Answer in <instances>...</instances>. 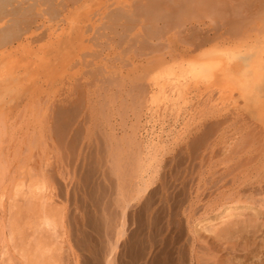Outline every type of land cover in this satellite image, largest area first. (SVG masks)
Masks as SVG:
<instances>
[{"label": "rangeland", "instance_id": "374dc122", "mask_svg": "<svg viewBox=\"0 0 264 264\" xmlns=\"http://www.w3.org/2000/svg\"><path fill=\"white\" fill-rule=\"evenodd\" d=\"M7 1H8V3L10 2V0H6V1L4 0L3 1L5 7L2 8L3 11H6V12H3V11L1 12V10H0V31H2L3 28L5 29V31L7 30L8 31L7 33H9V36L11 39L10 40L9 37H7V36L5 37V35L3 33V35H4V36L2 35L3 38L5 37V40L7 38L6 41L4 40L5 43L4 42L3 43L4 44L7 43V44L5 46H4V44H0L2 46V47L0 46V61H1L0 62V126H1V129H3L2 125H4L6 127V129H5L6 131L4 130L5 134L0 132V151H3V149H4L3 153L0 152V159L1 160L4 159L5 161H7L6 165H7V163L9 165V166L7 165L8 167L5 170L6 171L5 176L7 179H9L11 177L12 173L10 171L13 172V170H18V166L20 168V166H22V165H29L30 167L32 165L37 169L39 168V170L44 168L43 170L47 173L50 180H52L51 183L55 187L54 193L56 194L57 199L62 200V202L66 205L65 226H66L67 238H65V239H66L67 243L65 244L66 252L64 255L65 259L67 260L66 264H75L76 259L78 260V262L76 264H100V262H103V264H105L104 263V261H105L104 257H103L104 260H102L100 262H98L99 260L97 261L96 258L98 257L97 254L104 255L105 252L106 253L108 252V247H109L108 245L109 244H108L107 240H109L108 239L109 236H108V234H106L107 232L105 233V231L108 229L107 227L109 226V224L107 227H104V228L99 227V226H101L99 224L101 223L100 220H102V217H104V216L106 217L107 213L109 215L110 211L105 212V209L107 210V208L103 209L104 207L103 208L101 207L102 212H103V216H102L100 214L101 210L99 211V209H101V208H100V206L97 205L98 204L97 198L99 197L98 196L100 194L99 192H102V190L108 192V186L109 185H107V184L108 183L110 184L112 181H114V180H112V179H114V173L111 172V168L113 167L111 164L113 163V161H111V158H110L111 155L113 154V153L111 154V152H113V149H111L109 147L111 146L114 148V145L117 142H119V143H120V141L122 142V140H123L122 138H124V137L126 138L128 135H131V134H133V137H135V139L137 138L136 141L138 143L141 142V140H142V143L145 144V143H148L149 141L159 139V142L163 143L164 145L166 144L165 145L166 146L165 147L166 152H168V151H170V152H168V153L165 152V156H163L161 159H164V161H165L164 163H166V161L168 160L169 165H171L170 164V160H171V162L173 164L171 165L172 169L170 167V170H172V171L169 170L168 166H167V168L162 167L161 171H160L161 177H160L159 182L161 180L163 181L165 176L167 178V175H166L167 170H165V168L170 171L169 174L170 173L172 174L173 172L178 173L177 174L178 175L177 176V179H178L177 183L178 184H180V181L183 180L187 174L186 179H184V180H187L189 178L188 179L189 182L183 180L186 184L185 190L186 189L187 190L186 191L184 190L185 191L184 195L186 194L185 199H187V200H186V203L183 206L181 212H182V217L184 219L183 220V229L185 231V233H184L185 237L186 238L188 237L187 239L190 238L189 240L192 241L193 240V231L192 230L196 227L195 225H196L197 221L201 220L202 217L203 218L206 216L208 217L209 215L215 216L219 212L215 209L216 207L213 208V206H212L213 203L211 204V206H210V203L212 201L214 202V200H216L215 198H217L219 192L224 189L223 188V189L219 190L217 186H213V184H208V186H206L208 189L207 188L205 189V187H203L200 189V191L198 193L197 191H198V188L200 186V184H199L200 176L199 175H201V172H204L203 170H205V171L210 170V167H214L213 164L215 162H217L218 159H222L224 157V155L226 154L224 152L226 150H228V148H226V146L228 145V143H229V145L231 144L230 140H232L231 142H233L234 137L238 136L235 139L236 142L232 143L233 145H236V143H238V142H239L238 144H241L240 141L244 142L243 140L239 141L238 138L241 136L243 137V134L250 130V128H246L248 125V122H250L249 125L252 124V126L250 125V127H251V130H253L252 129V127L254 126L253 123L256 122L255 123L256 126L258 125V123H261L260 115H261V113L264 114V74H263L264 73V48H263L264 42H262V41H264V31H263L264 30V24L259 23L260 19L258 18L259 16H260V18H261V16H262V18L264 17L263 16L264 11L258 13L259 16H257V13H256L257 11L252 12V15L249 14L250 11L252 10L251 5H252V8L256 9L255 7L258 8L261 6H256V4H254V3L257 2L258 4L262 5L264 0L263 1L262 0H255V2H254V0H251L250 2L246 1V3H243L244 1L240 0L242 5L243 4H246V5L245 6L243 5L244 7L243 6L240 7L241 15H240V13H238L240 18L242 17L241 18L242 22L240 24H244L243 26L238 24V26L240 25L239 28H238L237 22H236V21L240 20L237 12H235L236 14H234V15L231 12V11H233V12L235 11L233 6H232V5L236 6L235 0H233L234 4L231 2L230 4L227 5V8L225 7L226 11H225V9L223 11L224 15H225L224 19H225L226 25L224 24L225 23L224 21L223 22L220 21V23L222 25H225L226 27L225 26L223 27L219 23L220 11L218 13H215L212 11V13L213 14L215 13L216 15L215 16L211 15L209 17L207 14H208V12H209V14L211 12H210V10L207 11L206 10L207 8L204 9L203 6H205V4H203V6H202L203 9L207 11V14H205V17L207 16V18L203 17L204 16L203 12H206V11L202 12L203 9H200L201 10L200 12H202V13H200L197 10V8L195 11H198L200 13L199 14L196 12V14L199 16V18L196 15H195L196 16V18H195L194 14H193V16H190L191 14H189V13H188L189 16H186L187 15L186 13L189 11L190 5L188 6V8H186L184 10V8L182 7V2H184V0H174L175 2H177V1L181 2V3L178 2V5H179L178 8L181 11L180 13H179V10L177 11L179 16L181 14L184 15L183 11H185V15H184L183 19H180L182 17V15H181V17H179V20H182L183 22H185V21L187 22V24L185 23V25L182 24L184 26H179V27L175 28L176 31H180L181 29H183L185 27L182 31V32L185 31L184 36L187 35V34H185L186 32L188 33L190 31L193 34H195L193 36H196V33L198 34V37L197 36L195 37L196 39H198L199 36L202 34L201 38L198 39V41L200 43L201 40L204 37H206V35H209V37H210V35L212 36V35H214L213 33L217 32V31L214 32L213 31L214 29H211L213 33L208 31V34H207V32H205L204 30H209L211 27L214 26V25H212L213 21H215V23H216L217 22L216 20H218V23L220 25L218 23H216L217 25L216 24L215 25L217 26L216 29L220 28V30H218L219 32H218V34L216 33L217 35H215V37L213 36L214 39L215 40L217 39V40L216 41L214 40L212 43H210L211 41H208V39L206 40L207 37L204 38L206 40L205 43H207L206 45L204 44V47L206 46L209 48V46L211 47L216 42L217 43L220 42L219 45L221 46L225 42L226 44H224L225 47H224V45L222 46L223 48H226L230 52H233V51H234V53H235V51H237V52H236V56H234V58L232 59V62L230 64V67L233 69L234 74L232 75L231 85H229V87L226 89L225 94L223 95L224 98L220 103L222 106L220 108L221 112L218 110L220 105H218L219 103H217L218 102L217 98L215 99V97L219 96L218 95L219 92H217L219 90L218 86L208 87L207 84L205 85V83H202L200 86H192V88H191L192 91L190 90V93L188 94V101L186 104H183V107L186 110L183 108V109L176 110L177 112H175L174 109H171V111L173 110L172 113L170 112V110H168V112H167V110H164V107H165L164 102L161 103V107H159L157 109V111L153 112L147 108V106H149V103L145 104L146 100L148 102V99H146V97H145L146 95H144L145 94L144 92L147 91V89L145 87L149 86V88H148L149 90L147 91L148 92L147 94L149 96V92L151 90V81L149 80L150 79L149 74H151L153 67H155L156 63L159 62L160 59L163 58V57L161 58V56H166V57L170 58L171 57L170 55H173V54H174V56L175 55L178 56L177 55L178 53H176V52H179V55L185 54L187 47L192 48L194 46V44L190 43L191 45H189V44L187 45L186 43H184L185 44L184 45L181 42V41H184L183 40L184 37L181 35L183 33L180 31L181 33L178 32L180 37H179V35L174 36L175 30L173 31L172 29H170L169 31L165 30V33L164 32L162 33L163 36H161V39H159V40L151 39L152 40L151 41L147 37L148 36L147 32L149 33V31L146 30L147 29L146 25L143 24L142 22L145 20L146 21L148 20L147 17L150 15V13H147L146 10L151 8V4L154 2V0H149V1L139 0L140 3L137 2L138 4L135 3L136 0H118V1L117 0H79V2H78V0H75V1L74 0H71V1L70 0H63V1L61 0L62 2L60 0L57 2L55 0H54L55 2H52L51 0H46V1L45 0H38V1L37 0H15L14 1L13 0V1H11V4H5V2L7 3ZM43 1L45 3L41 4L40 2H43ZM72 1H73V3H71ZM133 1H134V4H132ZM150 1H152V2H150ZM238 1L239 0H237V3H239ZM3 2H1V3L3 4ZM36 2H37V5H35ZM162 2H163V6H165V5L166 6H172L173 5L172 1L168 2L167 0H165V1L162 0ZM251 2H254V3L252 4ZM52 3H54V4H52ZM249 3H251V4L248 5ZM55 4H56V6L53 7L52 10L57 8V7L59 8V10L57 8L56 9L57 11L54 12V10L53 11L50 10V6L52 7V5H55ZM63 4H64V7H63ZM65 4H67L69 6H67V5L65 6ZM148 4H150L149 5L150 7L148 6ZM195 4H197V2L193 3L191 8H193L194 7L193 5H195ZM33 5H35V6H33ZM132 5H134V6H132ZM175 5H177V4L175 3ZM140 6H142L141 10L142 9H143V11L145 10L144 13L147 15V17H146L143 14L145 16V20H144V16H141L142 15L141 12H143V11L140 12ZM180 6L183 8V11H182V8ZM197 6L200 7L199 4ZM230 6L233 8L232 10H231ZM246 6H248L246 9H248V11L250 10L248 13L246 12V9L245 10L242 9V8H245ZM263 6L264 5H262V7ZM66 7H67V9H66ZM143 7H145L146 9H144ZM64 8H65V10H64ZM0 9H1V7H0ZM121 9H128V10L132 9V10H129V12L127 10L126 11L123 10V12H124L123 13ZM137 9H139V10H137ZM187 9H188V11H187ZM258 9L257 10L260 11L261 8H258ZM44 10L45 11L48 10V12H50V13H48L46 15ZM63 10L66 12H64ZM110 11L112 12V15H110L111 19H108L109 18L108 15H109ZM134 11H136V13L140 12L141 23L143 25H145V26H141V28L145 27L144 30H146L147 32L146 33L144 31L143 32L147 36L144 35L143 32H140V34H139V31H141L143 29H140L139 24H141V23L138 21L139 19L137 20L138 22L136 21L138 26L135 23L134 19L137 17L139 18V14L137 13L138 16L136 17V13ZM192 11H193V9H192ZM51 12H52V15H49V14H51ZM56 12H57V14H56ZM121 12H122V14H121ZM131 12L134 14V15H132V17L134 18L133 20H129L130 19L129 17L131 16L130 15ZM148 12H149V10H148ZM167 12H169V11H167ZM225 12L229 13V15H231V16L228 17L229 15L227 14L228 15L227 16L225 14ZM244 12H246V13H244ZM2 13H3V15H2ZM40 13H43L42 17H40V15H39ZM118 13H120L121 16L124 15L125 13H127V15L129 14L128 15L129 17L127 15H126L127 17L124 15L123 17H126L127 19L126 18L123 19V17H121L120 14H118ZM254 13H255V15H253ZM261 13L263 15H261ZM113 14H114V17H116V18H113ZM243 14H244V16H242ZM248 14L250 16H252L253 18H251V17L249 18ZM235 15L238 17V19H236ZM246 15H247L248 19L246 18ZM213 16H214V18L216 16H218V17H216V19H213ZM226 17H228L229 19H231V17H233V20L227 19L230 22L229 23L226 21ZM243 17H245V18H243ZM51 18H53V19H51ZM117 18L118 19L122 18L123 20L121 19L119 22V20ZM187 18L191 19L192 21L191 20H190V22L187 21ZM34 19H36V20H34ZM97 19H98V21H96ZM197 19H198V21H195ZM65 20H67V22ZM106 20H107V22H106ZM114 20L115 21L118 20V21L115 22ZM124 20L130 22L129 26H131V27H129L128 24H126L127 22ZM257 20H258V22H257ZM22 21H23V23H22ZM104 21H105V23H107V25L104 24V26H103L102 23H104ZM132 21H134V23H135V25H134V27H136L135 29H134V27L132 28V26L134 24ZM19 22H20V24H19ZM42 22H43V24H42ZM123 22L126 25H124ZM181 22H179V23H181ZM233 22H235V23H233ZM239 22L240 21H238V23ZM12 23H14V24L12 25ZM32 23H34L35 25ZM100 23L102 24L103 27L101 26ZM110 23L111 24L114 23L116 28H115L114 24L111 26ZM131 23H133V24H131ZM28 24H29V26L27 27L26 25H28ZM190 24H192V26ZM230 24H232V25H230ZM234 24H236L235 25V28H237L236 31L241 30L239 33L238 32L236 33L235 37L239 38V36L242 37V35H244L246 37H243V38L240 37L242 40L241 39H237V40L232 39V38H234L233 32H232L233 35L230 33V35H232V37H230V38H229L230 35L227 36L228 34L225 33V37L228 38V39L226 38V40H224L225 37L224 38L220 37L224 34V32L226 30H228L230 28L232 29L234 27ZM262 24H263V27L261 28ZM9 25L13 26L12 27L13 29H11V26H9ZM40 25H41V28L38 27ZM149 25L150 24H148V27L150 28ZM229 25H230V27H228ZM23 26H24V29H23ZM34 26H36L37 29ZM89 26H90V28H89ZM94 26H96V27L94 28ZM97 26H99V27L101 26L102 28L101 27L98 28ZM124 26H128V27H124ZM193 26L194 27L196 26L198 29L196 27H195L196 28L195 29ZM219 26H221V27H219ZM138 27L140 30L138 29ZM255 27L257 28V30ZM27 28L29 29V31L27 30ZM96 28H98V30ZM103 28H104V30H102ZM110 28H112V29H110ZM126 28L128 29V31H126L127 30ZM21 29H23V31ZM94 29H96V30H94ZM123 29L125 30V34L127 33L128 36L126 39L123 36L124 41L123 42L121 41L122 44H120L121 42L117 41V40L122 39L118 35H120V34L123 35V32H124ZM129 29H133V30H131V32H130ZM13 30H14V33H16V34H17V31L20 33L22 32L21 34L18 33V34H20L21 37L18 36V34H17V36L15 34L13 36H16V37H14L15 39L13 40V38H11V35H10L11 33H13ZM120 30H122L123 32ZM5 31H3V32H5ZM9 31L10 32L12 31V32L10 33ZM199 31L205 32L206 34H204V33L200 34ZM101 32H103L104 34H107V33L108 34L107 35L103 34L104 36L101 37ZM220 32H222L223 34ZM229 32H230V30H229ZM258 32H260V34ZM7 33H5V34H7ZM257 33H258L259 37H258V35L256 37L254 36ZM1 34H2V32L0 33V37H1ZM115 34H117L116 37H115ZM164 34H165V36H164ZM247 34H249V35H247ZM218 35H220L219 36L220 39H218V37H216ZM133 36H137V38H135V37L133 38ZM247 36H248V38H247ZM251 36H252V38H251ZM260 36L262 38H260ZM112 37H115V38H112ZM118 37H119V39H118ZM140 37L144 38L143 41L146 40L145 43L141 40L142 38L140 39ZM188 37L190 39L191 36L187 35V37L185 36V39H187ZM3 38H0V39L3 40ZM195 38L193 37L191 40H193V39L196 40ZM134 39L136 40V42ZM137 39H138L139 43H138ZM147 39H148V41H147ZM189 39H187V40H189ZM211 39H212V37H211ZM35 40L38 42H36ZM238 40L241 42H239ZM133 41H134V43H133ZM237 41H238V43H237ZM244 41H247L249 44L247 42H245L246 44H244ZM10 42H12V43H10ZM193 42L195 43V41H193ZM202 42H204V40H202ZM208 42H209V44H208ZM234 42H236L239 45L235 44ZM96 43H99V45ZM146 43H151V45L146 44ZM162 43H164V44H162ZM94 44L96 47L94 46ZM127 44H128V46H127ZM153 44H157L158 46L162 44L164 46V49L161 48L162 52H159V50L154 48V47H156V45L154 47L152 46ZM166 44H168V45H166ZM197 44L198 43L196 42L195 45H197ZM242 44L245 46H243ZM105 45L108 46L109 48L106 47ZM146 45H148V46L146 47ZM169 45H170V47H168ZM227 45L230 46V49L228 48ZM234 45H235L236 50H234L235 49ZM236 45L238 46V48ZM119 46H121V47L119 48ZM133 46H134V48H133ZM150 46H151V50L153 49L152 51L155 50V52H157V54L155 55L156 58L153 54L151 56L152 51H150ZM180 46L182 48L183 47L184 48L182 49ZM127 47H129V48L127 49ZM165 47H166V49L168 48L167 52L165 51L166 50ZM172 47H174V49ZM239 47L240 48L242 47V49H240ZM145 48H149V49H145ZM169 48H170V51H169ZM205 48H203V49H205ZM257 48L259 49V52H258ZM122 49H123V51H122ZM141 49L146 50V51H143V50L141 51ZM184 49H185V51H184ZM130 50H131V52H130ZM136 50H137V52H136ZM138 50H140V51H138ZM148 50L150 52H148ZM171 50H173V51H171ZM240 50H242L241 52L243 55H241ZM254 50L255 51L257 50V51L255 52ZM244 51H245V53H244ZM249 51L251 52V54H249L250 53ZM168 52L170 55L168 54ZM170 52H172L173 54ZM252 52L255 54H253ZM135 53H137V56L135 55ZM160 53H162V54H160ZM165 53H167L168 56ZM257 53L259 55H257ZM245 54L248 57V59H246L247 57H244ZM255 55L258 56L256 59H255ZM152 59H154L155 61L152 62V64H151V63H149V61H151ZM89 60H90V62H89ZM256 60H259V62L258 61L256 62ZM252 61H254V62L252 63ZM88 62L90 64H88ZM147 63H149V65H146ZM87 64H88V66H87ZM102 65H104V66H102ZM97 67L99 68L98 70H97ZM255 67H256L257 71L254 69ZM103 68H105L107 72H104L105 70ZM142 70L147 71V73L144 72L143 75L147 74L148 76L147 75L143 76L141 74V72L143 73ZM247 70H251V71L247 72V74H246ZM95 71L97 74H94ZM98 74H99V76H96ZM103 75H104V77H103ZM247 77L250 79H254L251 83L250 88H246L245 83H243V81H242L244 78H247ZM77 78H79L80 81ZM144 80L147 83H148V81H150L149 82L150 85H148L146 82H145L146 84L144 85ZM87 83H89V84H87ZM208 88L210 90L212 89V91L210 92ZM213 88H215L214 91H213ZM216 89H217V91H216ZM207 91H209L210 95L213 94L212 92L216 91L217 95L216 96L212 95L213 96L212 97L208 94ZM77 92H79V93H77ZM216 92L214 94H216ZM234 93L236 95H233ZM205 94H206V97L204 96ZM143 95L145 98L143 97ZM148 96H147V98H148ZM202 96H204L205 98H207V96H210V98H212V101L209 97L208 98L210 100L209 99L206 100ZM142 97L144 99H146L145 102H143ZM199 99H201V100H199ZM202 99L204 100V102L202 101ZM229 99L231 100V103H230ZM81 100H83V101L81 102ZM191 100H192V103H191ZM205 100L207 102H210V103L212 102V105L215 102L214 105H218V106L213 107L211 104L209 106V103H207ZM200 101L202 102V104H204L203 106H205V108L202 106ZM225 101H227L228 103H225ZM76 102L77 103L79 102L80 104L79 103L75 104ZM44 103H45V105H44ZM198 103H200V104H198ZM206 103L208 104V107H210V108H208L206 106L207 105ZM229 103L231 104L232 107L230 106ZM49 105H51V106H49ZM143 105H145L146 108ZM224 105L226 107H223ZM59 106L60 107L63 106V107L60 108ZM211 106H212V108H211ZM202 107H203V109H202ZM235 107H238V108H236V110H235ZM108 108H109V110H108ZM160 108H161V111H160L161 113H159ZM225 108H226V110L227 109L228 110L226 111ZM232 108L236 112L234 110H232ZM210 109H211L210 112L208 111V112L204 113L205 110L207 111ZM215 109H217V110H215ZM224 110L227 113L223 116V114L225 113ZM231 110L237 114H238V112H241V115H242V113H243V115L247 114V116L249 115V117L244 115L246 117L238 124V122L243 117L241 116V118H239L240 120H238V122H237V118L240 115V113H239V115H236L233 112L231 113ZM178 111H179V113H178ZM182 111H184V112H182ZM213 111L214 112L219 111V112L214 113ZM150 112H151V114H150ZM173 112L175 114H173ZM176 113H177V115H176ZM204 114H206V116H204ZM210 114H212L211 115L212 117L215 116L214 117L215 119L217 117L218 118L221 117L220 119L217 118L218 122H219L218 123L216 120L217 125L218 124L221 125V122H222L221 119H223V121H225V119L227 117H228V119L230 118L229 119L230 121L227 120L224 123L225 125L222 124L221 126L217 127L215 120L211 119L212 117L210 116ZM228 114L230 117L227 116ZM232 115H233V117H231ZM152 116H154L155 118ZM206 117H208V118H206ZM246 118H248L249 120L253 119L254 122L253 121L251 122L248 119L246 121ZM105 120H106V122H105ZM220 120H221V122H220ZM54 121H55V123H54ZM213 122H215V123H213ZM234 122H237V124L239 126L236 123H235L236 126H234ZM245 122H247V123L245 124ZM242 123H243V125H242ZM122 124L125 126L123 127ZM244 124L246 125V127H244V128L247 129V131L245 129H243ZM56 125H58V126H56ZM73 125L74 126L77 125V126L73 127ZM69 126L71 128H69ZM233 127L236 129L238 127H240V128H238L237 129L238 131H237ZM239 129L240 130L242 129L243 132H242V130L240 131ZM203 130L207 133H205ZM210 131H212V133ZM235 131L237 132L238 135L236 134ZM2 132H3V130H2ZM82 132H83V134H82ZM254 132H255V130H254ZM28 133H29V135H28ZM134 133L136 136H134ZM182 133H184V135ZM125 134L126 135L128 134V135L124 136ZM179 134L181 137L179 136ZM247 134L245 133L244 137H246ZM77 135H79L80 137ZM16 136H17V138H16ZM64 136H65V138H64ZM72 136L73 137L76 136V137L73 138ZM4 137H5V139H4ZM109 137L111 138V140ZM113 137L115 140L113 139ZM118 137H119L120 141H116V138L118 140ZM157 137H158V139H157ZM244 137L242 139H244ZM32 138L34 140H32ZM66 138L67 139L73 138V139L72 140H66ZM239 139H241V138H239ZM58 140L60 143L58 142ZM73 140H75V141H73ZM162 140L164 142H162ZM3 141H5V142L3 143ZM64 141H66V144ZM67 141L68 142L73 141V143L71 142V144H70ZM114 142H116V143H114ZM197 142L201 143V144H198ZM31 143H33V144H31ZM67 143L69 145H67ZM225 143H226V145H225ZM214 144H215V146H214ZM62 145H63V147H62ZM72 145H74V146H72ZM84 145H85V147H84ZM167 145H168V147H167ZM68 146H70V148H68ZM212 146H214V147L212 148ZM218 146H219V148H218ZM223 146H225L226 149H223L224 148ZM33 147H35V148H33ZM66 147L69 149V151ZM73 147H74V149H73ZM75 147L77 148V150ZM24 148H28V149L25 150ZM15 150L17 151V153ZM27 150L29 151L28 153H26ZM75 150H76V152H75ZM108 150H111V152H109ZM211 150H213V151H211ZM216 151H218V152H216ZM228 151H227L226 155H228V153L230 152V151L229 152ZM69 152H70V154H69ZM2 154L4 157L2 156ZM75 154H77V155H75ZM103 154H104V156H103ZM216 154H218V155H216ZM179 155H180V157H179ZM213 155H214V158H211V157H213ZM193 156H194V159H193ZM22 157H24V158H22ZM94 157H95V159H93ZM71 158H75V159H71ZM24 159H26V160H24ZM109 159H110V161H109ZM176 159H177V161H176ZM210 159H212L213 161H210ZM92 160L94 161V163ZM178 161L182 162V163H179ZM23 162H24V164H23ZM47 163H49L50 165ZM181 164H183V165H181ZM47 165H48V167H47ZM101 166H103L102 167L103 171L101 169ZM176 166H178L180 168H178ZM223 166L222 167L218 166L217 169H216V167L214 168V170H218L217 174H220L221 172L224 171ZM50 167H53V168L51 169ZM109 167H111V168H109ZM197 167L199 168L198 170H197ZM207 168H208V170H207ZM99 169H101V170H99ZM200 170H201V172L198 175ZM250 170H252V169H249V173H250ZM99 171L100 172L102 171L103 174H104V172L110 173V174H107V173L106 174L108 176L110 175L112 177V179H110V178L108 179V177H104L105 178V180H104V178H101L102 172L99 173ZM192 171H193V173H192ZM49 172H50V174H49ZM164 172L166 174H164ZM254 172H256V171H254ZM175 173H173L174 175L172 174V176L176 178ZM260 173H262V171H260ZM180 174H181V176H180ZM207 174L211 176V174H209V173H207ZM254 174L255 173H253L252 175H254ZM54 175H55V177H54ZM100 175H101V177H100ZM192 175H193V177H192ZM162 176H164L163 179H161ZM210 176H208V177H210ZM99 177H100V179H99ZM180 177H181V179H180ZM106 178L109 181H107ZM228 179H232V177L230 176V178H228ZM87 180H88V182H87ZM99 180L103 181L104 183H102L101 181L99 183L98 182ZM110 180H111V182H110ZM93 181H95V182H93ZM191 182L192 183L194 182L193 185H191L192 184ZM105 183H107V184H105ZM98 184L99 185L105 184L107 186V188L105 187V185H103V186L100 185V187H99ZM209 185H211V186H209ZM259 185H262V186H259ZM187 186H189V187L187 188ZM191 186H192V188H191ZM247 186H249L250 188L248 187L249 188L248 189ZM83 187H85V188H83ZM101 187H103V188L101 189ZM110 187H111V184H110ZM98 188H99V191L97 190ZM254 189L256 191H259V192L261 191L260 192L261 194L257 193L256 191L254 192ZM244 190L242 191L244 193V195L246 194V196H249V195H251V192L252 193L254 192L253 195H255V194L257 195V196H255L256 199H259V198L262 199V197H264V182L263 183H255L254 185L247 183V185L244 187ZM211 191L213 193H211ZM247 191H249V192H247ZM187 192H189V193L187 194ZM192 192H193V194H192ZM199 194H200V197L198 199L197 196ZM94 195H97V196H94ZM106 197L107 198L110 197L109 199H111L110 195L105 194V198ZM107 198L105 200L106 201L108 200V202H109L110 200ZM193 200H197L199 202H197V204L193 207L194 210L192 208L193 211H191V212L194 213V211H195V214H193V213L190 214L189 211L187 212V210H189V208L192 204L191 201H193ZM95 203H97V204L94 205ZM106 203L104 204L105 207L109 206V205H107L108 203L107 204ZM208 205L210 206V209H209ZM97 206H98V209H97L98 211H96ZM207 207L209 210L206 209ZM108 210H109V208H108ZM184 211H185V213H184ZM98 212H99V214H97ZM198 212H200V213H198ZM188 214L190 215L189 217H188ZM0 215L3 219L4 214L0 212ZM191 215L195 216L194 218H196V221L194 220V218L192 220ZM98 217H100L101 219L98 220L99 219ZM187 217L190 219L191 224L188 223L190 221L188 220ZM200 217H201V219H200ZM108 218L109 217H107L106 219H108ZM106 219L104 218L102 220L103 222H104V220L106 221L105 224L107 222H109V220H106ZM136 221H134V222H136ZM203 222H202V224H205L208 221H203ZM97 224H98V226H97ZM101 224H104V223H101ZM97 227H99V228H97ZM198 227L197 228L200 229L201 225ZM200 233L202 234L203 237H205V239L208 240V242H210L209 244H211V245L214 244L213 237H210L211 234H209L208 232H205L203 230ZM103 235H106L107 239L105 237L104 238L105 240L103 238L101 240V237ZM262 237L264 238V227H263V233L260 232L259 237L256 240L258 245L261 244V243H259V242H261L259 240V238L261 239ZM99 241H101V242H99ZM103 241H104V243H103ZM226 245L227 244L222 243V245L220 246L221 248L220 247L218 248L217 254L219 257H221V258H223V256L224 257H230L232 255V253H235L238 256H240L242 254L241 251H239V252L233 251L231 248L224 249ZM100 247H102V250ZM100 251H102L103 254ZM98 259H99V257H98ZM194 262L192 264H194Z\"/></svg>", "mask_w": 264, "mask_h": 264}, {"label": "bare ground", "instance_id": "6f19581e", "mask_svg": "<svg viewBox=\"0 0 264 264\" xmlns=\"http://www.w3.org/2000/svg\"><path fill=\"white\" fill-rule=\"evenodd\" d=\"M4 0H0V3L3 2ZM6 1V0H5ZM11 1L13 0H10V2L7 3L5 2V4H11ZM15 1V0H14ZM38 1V0H37ZM46 1V0H45ZM52 2H57L59 0H51ZM61 1V0H60ZM63 1V0H62ZM61 1V2H62ZM71 1V0H70ZM75 1V0H74ZM118 1V0H117ZM146 1H149V0H146ZM160 0H154V2L151 4V8H149V12L148 10H146L147 13H150V15L147 17V15L144 13L145 10L143 11V9L141 10V7L140 6V12H137L139 14V18L137 17L138 14L136 13V11H134L136 13V17L137 18H133L132 15H134L132 12H131V16L129 17L127 15V13H125L124 15L128 16L130 19L129 20H133L136 21L138 20L140 23H141V20H140V15L141 16H146L147 17V21L145 20V16H144V20L142 23L146 25V30L149 31V33L144 30V28H141V26H145L141 24L140 25V29H143L141 31H139V34L140 32H147V35H146L150 40L151 39H156V40H159L161 39V36L162 33L164 32L165 33V30L169 31L170 29H172L173 31L175 30V28L179 27V26H184L185 23L187 24V22H183L182 20H179V17H181V15L179 16L178 14V10H179V5H178V2L180 1H177L175 2L174 0H170V1H174L173 2V5L172 6H163V2L162 0L159 2ZM165 1V0H164ZM168 2H170L169 0H167ZM235 5H232L233 8H234V12H232V14H236L235 12L240 13L241 15V9L240 7L241 6H245L246 4H243L240 2V0L238 1L239 3H237V0H235ZM244 1V2H243ZM242 2L243 3H246V1H251V0H243ZM263 1V0H262ZM35 2V1H34ZM60 2V3H61ZM79 2V0H78ZM140 3L139 0L135 3ZM152 2V1H150ZM197 2V4L193 5L194 7H192V4ZM233 3L234 1L233 0H184V2H182V7L184 8V10L186 8H188V6L190 5L189 7V12L188 9H187V15L186 16H189V14H191L190 16H193L194 14V17L196 18V16H198L196 14L199 13L201 10L200 9H206L207 11L210 10V12L212 13L215 12V13H218L220 11V20H219V23L220 21H224L225 22V15H224V9L225 7L227 8V5L230 4V3ZM255 2V0H254ZM254 2H251L252 4ZM41 4L42 3H45L44 1L43 2H40ZM65 3V2H64ZM73 3V1L71 2ZM137 3V4H138ZM175 3L178 5H175ZM181 3V2H180ZM248 3V2H247ZM251 3H249L248 5H250ZM50 4V3H49ZM54 4V3H52ZM57 4V3H56ZM55 5H52V7L50 6V10L54 12L57 11L56 9L58 8H55L52 10L53 7L56 6ZM59 4V3H58ZM134 4V1L133 3ZM148 4V6L150 5ZM165 4V3H164ZM200 5L197 6V5ZM203 4H205V6H203ZM234 4V3H233ZM254 4H256V6H261V7H258V8H261L260 11H258L259 9L257 7H255L256 9L252 8V5H251V9L253 10H249L250 11V15H252V12H256L257 13V16H259L258 13L264 11V6L262 7V5H264V1H263V4L260 5L258 4L257 2H255ZM258 4V5H257ZM37 5V2L36 4ZM33 5V6H35ZM51 5V4H50ZM67 4H65L66 6ZM73 5V4H72ZM3 6V7H2ZM69 6V5H67ZM134 6V5H132ZM203 6V7H202ZM243 6V7H244ZM0 7H1V12L3 11L2 8H4V2L3 4L1 3L0 4ZM63 7H64V4H63ZM138 7V6H137ZM150 7V6H149ZM165 7V8H164ZM181 7V6H180ZM181 7V8H182ZM202 7V8H201ZM231 7V6H230ZM248 6H246L245 8H242L243 10H245ZM36 8V7H35ZM123 8V7H122ZM136 8V7H135ZM144 9H146L145 7H143ZM180 8V9H181ZM183 8H182V11H183ZM197 8V10L199 11H195ZM199 8V9H198ZM229 8V7H228ZM231 7V10L233 9ZM45 9V8H44ZM63 9V8H62ZM67 9V7H66ZM153 11H152V10ZM166 9V10H165ZM193 9V11H192ZM202 10L203 11H206V10ZM258 9V10H257ZM59 10V8H58ZM61 10V9H60ZM65 10V8H64ZM63 10V11H64ZM116 10V9H115ZM122 12L123 10L124 11H128L129 10H132V9H121ZM135 10V9H134ZM230 10V9H229ZM239 10V11H238ZM255 10V11H254ZM43 11V10H42ZM41 11V12H42ZM106 11V10H105ZM108 11V10H107ZM151 11V12H150ZM169 11V12H167ZM207 11L206 12H203L204 16L205 17V14H207ZM226 11V9H225ZM228 11V10H227ZM248 9H246V12L248 13L249 12ZM3 12H6V11H3ZM44 12L46 13V15L50 12L45 11ZM59 12V11H58ZM66 12V11H64ZM109 12V11H108ZM107 12V13H108ZM121 12V14H122ZM181 11L179 10V13ZM194 12V13H193ZM200 12V13H202ZM244 12V13H246ZM60 13V12H59ZM104 13V12H103ZM106 13V14H107ZM111 13V14H110ZM109 15H108V19H111L110 18V15H112V12L110 11ZM124 13V12H123ZM189 13V14H188ZM199 13V14H200ZM209 14L208 12V16L210 17L211 15H216L215 13L213 14ZM43 13H40V17H42ZM54 14V13H53ZM57 14V12H56ZM120 14V13H118ZM120 14V16H121ZM144 14V15H143ZM178 14V15H177ZM183 14L185 15V11H183ZM225 14L229 15V13H226ZM248 14V15H249ZM264 14V13H263ZM261 13V15H263ZM3 15V13H2ZM49 15H52V12L51 14ZM59 15V14H58ZM124 15H122L121 17H123ZM184 15H182V17L180 19H183ZM196 15V16H195ZM223 15V16H222ZM227 15V16H228ZM249 15V18H253L252 16ZM255 15V13L253 14ZM66 16V15H65ZM95 16V15H94ZM107 16V15H106ZM126 16V17H127ZM185 16V17H186ZM213 16V19H216V16L214 18ZM231 15H229L228 17H230ZM239 16V14H238ZM244 16V14L242 15ZM264 16V15H263ZM50 17V16H49ZM112 17V16H111ZM126 17H123V19H125ZM132 17V18H131ZM135 17V16H134ZM208 17V18H209ZM222 17V18H221ZM228 17H226V21L229 22L227 19H229ZM236 19H238V17L235 15ZM56 18V17H55ZM54 18V19H55ZM105 18V17H104ZM113 18H116L114 17V14H113ZM194 18V19H195ZM199 18V16H198ZM202 18V17H201ZM207 18V16L205 17ZM212 18V17H211ZM242 18V17H241ZM240 16H239V19L238 21H240L238 23L237 22V26L238 24H240L242 22ZM245 18V17H243ZM246 18L248 19L247 15H246ZM260 19V22L259 23H263L264 24V17L260 18V16L258 17ZM53 19V18H51ZM118 19V18H117ZM122 18H119V22ZM122 19V20H123ZM127 19V18H126ZM203 19V18H202ZM212 19V20H213ZM219 19V18H218ZM235 19V18H234ZM258 19V20H259ZM36 20V19H34ZM50 20V19H49ZM48 20V21H49ZM118 20H114L115 22H117ZM191 19H188L187 18V21L190 22ZM229 20H233V17H231V19ZM257 20V22H258ZM19 21V20H18ZM51 21V20H50ZM63 21V20H62ZM67 22V20H65ZM98 21V19L96 20ZM113 21V22H114ZM126 21V20H124ZM134 21H132L134 23ZM137 21V22H138ZM183 23H182V22ZM192 21V20H191ZM194 21V20H193ZM195 21H198L195 20ZM218 23V20H216ZM263 21V22H262ZM16 22V21H15ZM65 22V23H66ZM103 22V21H102ZM107 22V20H106ZM111 22V21H110ZM114 22V23H115ZM128 24V26L130 25V22L126 21ZM181 22V23H179ZM232 22V21H231ZM248 22V21H247ZM23 23V21H22ZM36 23V22H35ZM114 23H110V25L112 26ZM131 23V24H133ZM135 23L133 24L132 28L134 27ZM215 21H213V24L214 25L213 27H211L209 30H204L205 32H207L208 34V31H210L211 33L212 30L211 29H214L213 31H217L215 33H213L214 35H206V40L208 39V41H211L210 43H212L215 39V35L218 34V30H220V28L216 29V24ZM218 23V24H219ZM230 23V22H229ZM235 23V22H233ZM245 23V22H244ZM250 23V22H249ZM14 23H12L13 25ZM20 24V22H19ZM18 24V25H19ZM34 24V23H32ZM43 24V22H42ZM101 24V23H100ZM103 26L104 24L107 25V23H102ZM101 24V26H102ZM124 24V22H123ZM124 24V25H126ZM137 24V23H136ZM148 24H150V28L148 27ZM184 24V25H182ZM197 24V23H196ZM200 24V23H199ZM203 24V23H202ZM216 24V25H215ZM221 24V23H220ZM219 24V25H220ZM226 25V22L224 23ZM263 24L261 26V28L263 27ZM35 25V24H34ZM65 25V24H64ZM119 25V24H118ZM122 25V24H121ZM120 25V26H121ZM192 26V24H190ZM222 25V24H221ZM225 25H222L223 27ZM232 25V24H230ZM230 25L228 27H230ZM235 25L234 24V29L230 28L228 30H226L224 32V34L222 32L223 35L220 36H216L219 38L220 37H225V33L228 34L227 36L230 35V33L233 35L234 33V38L232 39H241L243 37H246L244 35L239 36V38L235 37L236 36V33L240 32V31H236L237 28H235ZM240 25H244V24H240ZM240 25L238 26V28L240 27ZM249 25V24H248ZM11 26V25H9ZM15 26V25H14ZM21 26V25H20ZM27 27L29 26L26 25ZM25 26V27H26ZM100 26V27H101ZM102 26V27H103ZM115 26V24H114ZM128 26H124V27H128ZM138 26V24H137ZM6 27V26H5ZM13 26H11V29ZM16 27V26H15ZM22 27V26H21ZM36 27V26H34ZM41 28V25L38 26ZM96 26H94L95 28ZM98 28H100L99 26H97ZM101 27V28H102ZM107 27V26H106ZM131 27V26H129ZM190 27V26H189ZM194 27V26H193ZM192 27V28H193ZM196 27V26H195ZM194 27V28H195ZM221 27V26H219ZM226 27V26H225ZM2 28V27H1ZM48 28V27H47ZM90 28V26H89ZM98 28H96L98 30ZM105 28V27H104ZM104 28L102 30H104ZM116 28V26H115ZM121 28V27H120ZM123 28V27H122ZM136 27H134L135 29ZM174 28V29H173ZM185 28V27H184ZM183 28V29H184ZM191 28V27H190ZM193 28V29H194ZM197 28V27H196ZM195 28V29H196ZM256 28V27H255ZM10 29V30H11ZM23 29H24V26H23ZM23 29H21L23 31ZM37 29V27H36ZM59 29V28H58ZM61 29V28H60ZM94 29V30H96ZM112 29V28H110ZM127 29V28H126ZM139 29V27H138ZM139 29V30H140ZM183 29H181L180 31L182 32ZM198 29V28H197ZM200 29V28H199ZM253 29V28H252ZM2 30V29H1ZM27 30L29 31V29L27 28ZM49 30V29H48ZM89 30V29H88ZM93 30V29H92ZM109 30V29H108ZM117 30V29H116ZM115 30V31H116ZM124 30V29H123ZM130 32L131 30L133 29H129ZM137 30V29H136ZM179 30V29H178ZM190 30V29H189ZM230 30V32H229ZM232 30V31H231ZM257 30V28H256ZM261 30V29H260ZM5 29L3 28L2 31H0V33L2 32L1 34V37L0 38H3V36L5 35V37H9L10 39V36H9V33H7L8 31L6 30L5 32ZM46 31V30H45ZM90 31V30H89ZM122 31V30H120ZM128 31V29L126 30ZM138 31V30H137ZM180 31H176L175 30V33H174V36L175 35H179V33H181ZM197 31V30H196ZM259 31V30H258ZM262 31V30H261ZM264 31V30H263ZM262 31V32H263ZM10 32V31H9ZM12 32V31H11ZM10 32V33H11ZM43 32V31H42ZM96 32V31H95ZM118 32V31H117ZM123 32V31H122ZM179 32V33H178ZM185 32V31H184ZM184 32H182L183 34H181L183 37H184V41H181L183 44L186 43L187 45H191L192 43L194 44V46L192 48H188L187 47V50L185 51V54H180L179 55V52H176L178 53L177 55L178 56H174V54L172 52L173 55H170L169 52L168 54L171 56L170 58L166 57V56H161L162 59H160L159 62L156 63L155 67H153V70L151 72L150 75V81H151V90L149 92V96H148V88L149 86H146L145 88L147 89L146 92H144L146 95V99H148V102L146 99H144V95H143V102H145L146 100V103H149V106H147V108L151 111H157V109L159 107H161V103L164 102L165 104V107H164V110H170V112L172 113L171 109H174L175 112H177L176 110H179V109H183V104H186L187 101H188V94L190 93V90L192 88V86H200L202 83H205V85L207 84L208 87H213V86H218V91L216 89L217 92H219V96L218 97H215V99L217 98V103H219L218 105L219 106V111L221 110L220 108L222 107L221 106V101L223 100V95L225 94V91L226 89L229 87V85H231V81H232V75L234 74V71L233 69L230 67V64L232 62V59L234 58V56H236V52L234 53L233 52H230L229 50H227L226 48H223L222 46L224 44H226L225 42L220 46V42H214L215 44H213L211 47L209 46L208 47H204V44L206 45L207 43L206 40L203 38L202 40H204V42H201L199 43L198 39L201 38V33H204L206 34L205 32H200L199 33L201 34L199 36L198 39H196L195 37L197 36L198 37V34L196 33V36H193L195 34H193L192 32H186L185 34H187L188 36H191L190 39L189 37L187 39H185V36L187 37V35L184 36ZM233 32V33H232ZM256 32V31H255ZM4 33V35H3ZM7 33V34H5ZM13 33H14V30H13ZM11 33V38H13V40L15 39L14 37L17 36L18 32L17 31V34L16 33ZM22 33V32H21ZM20 33V34H21ZM98 33V32H97ZM116 33V32H115ZM119 33V32H118ZM168 33V32H167ZM192 33V34H191ZM217 33V34H216ZM260 34V32H258ZM257 34H255L254 36L256 37ZM16 36H13L15 35ZM20 34H18V36H20ZM46 34V33H45ZM103 32H101V37L104 36V35H107V34H104ZM110 34V33H109ZM127 34V33H126ZM125 34V30L123 32V35L120 34L118 36H120L122 39L121 40H117V41H124V37L125 39L127 38L128 34L126 35ZM138 34V33H137ZM3 35V36H2ZM98 35V34H97ZM122 35V36H121ZM232 35L229 36L232 37ZM249 35V34H247ZM263 35V34H262ZM261 35V36H262ZM44 36V35H43ZM60 36V35H59ZM93 36V35H92ZM100 36V35H99ZM117 36V34H115V37ZM124 36V37H123ZM165 36V34H164ZM197 40H191L193 37ZM214 36V37H213ZM238 36V35H237ZM260 36V38H262ZM5 37L3 38V40L0 39V44H4L5 41ZM21 37V36H20ZM39 37V36H38ZM98 37V36H97ZM100 37V38H101ZM115 37H112V38H115ZM137 38V36H133V38ZM139 37V36H138ZM180 37V35H179ZM212 37V39H211ZM241 37V38H240ZM250 37V36H249ZM259 37V35H258ZM37 38V37H36ZM44 38V37H43ZM99 38V39H100ZM108 38V37H107ZM142 38V39H141ZM163 38V37H162ZM227 37H225L224 40H226ZM248 38V36H247ZM252 38V36H251ZM42 39V38H41ZM110 39V38H109ZM119 39V37H118ZM131 39V38H130ZM140 39L143 41L144 38L143 37H140ZM146 39V38H145ZM228 39V38H227ZM5 40V41H4ZM11 40V39H10ZM97 40V39H96ZM132 40V39H131ZM135 40V39H134ZM140 40V41H141ZM217 40V39H216ZM215 40V41H216ZM242 40V39H241ZM246 40V39H245ZM260 40V39H259ZM24 41V40H23ZM36 41V40H35ZM138 41V39H137ZM146 41V40H145ZM145 41H143L145 43ZM148 41V39H147ZM152 41V40H151ZM195 41V43L197 42L198 44L195 45V43L193 42ZM239 41V40H238ZM237 41V43H238ZM248 41V40H247ZM247 41H244V44H246L245 42ZM252 41V40H251ZM262 41V40H261ZM4 42V43H3ZM13 42V41H12ZM10 42V43H12ZM38 42V41H36ZM122 42L120 44H122ZM132 42V41H131ZM136 42V40H135ZM241 42V41H239ZM243 42V41H242ZM249 42V41H248ZM247 42V43H248ZM264 42V41H262ZM107 43V42H106ZM130 43V42H129ZM134 43V41H133ZM132 43V44H133ZM139 43V41H138ZM191 43V44H190ZM231 43V42H230ZM235 44H237L236 42H234ZM7 44V43H6ZM4 44V46L6 45ZM99 45V43H96ZM119 44V45H120ZM146 44H150L151 43H146ZM159 44V43H158ZM164 44V43H162ZM161 44V45H162ZM209 44V42H208ZM249 44V43H248ZM247 44V45H248ZM251 44V43H250ZM254 44V43H253ZM12 45V44H11ZM108 45V44H107ZM156 45V47H154ZM161 45H157V44H153L152 46L154 48H156L157 50H159V52H162L161 51V48L164 49V46L162 47ZM168 45V44H166ZM165 45V46H166ZM171 45V44H170ZM170 45L168 47H170ZM185 45V44H184ZM239 45V44H237ZM236 45V46H237ZM243 45V44H242ZM252 45V44H251ZM264 45V43H263ZM262 45V46H263ZM1 46V45H0ZM95 46V44H94ZM101 46V45H100ZM103 46V45H102ZM106 46V45H105ZM117 46V45H116ZM128 46V44H127ZM148 45H146L147 47ZM158 46V47H157ZM161 46V47H160ZM208 46V45H207ZM228 46V45H227ZM232 46V45H231ZM245 46V45H243ZM242 46V47H243ZM2 47V46H1ZM96 47V46H95ZM108 47V46H106ZM121 46H119L120 48ZM126 47V46H125ZM130 47V46H129ZM127 47V49L129 48ZM141 47V46H140ZM181 47V46H180ZM225 47V45H224ZM242 47L240 49H242ZM109 48V47H108ZM107 48V49H108ZM134 48V46H133ZM174 49V47H172ZM171 48V49H172ZM182 48V47H181ZM184 48V47H183ZM182 48V49H183ZM205 48V49H203ZM208 48V49H207ZM228 48L230 49V46H228ZM234 48H235V45H234ZM238 48V46H237ZM264 48V47H263ZM103 49V48H102ZM140 49V48H139ZM145 49H149V48H145ZM166 49V47H165ZM168 49V48H167ZM167 49L165 50L167 52ZM232 49V48H231ZM258 49V48H257ZM96 50V49H95ZM98 50V49H97ZM101 50V49H100ZM143 49H141L142 51ZM153 50V49H152ZM151 50V46H150V51ZM236 50V48L234 49ZM239 50V49H238ZM123 51V49H122ZM126 51V50H125ZM140 51V50H138ZM143 51H146V50H143ZM148 50V52H150ZM164 51V50H163ZM169 51H170V48H169ZM173 51V50H171ZM176 51V50H175ZM174 51V52H175ZM242 50H240V53L241 55ZM255 51V50H254ZM257 51V50H256ZM255 51V52H256ZM103 52V51H102ZM127 52V51H126ZM131 52V50H130ZM137 52V50H136ZM153 52V53H152ZM151 52V56L152 54L155 56L157 54V52L152 51ZM155 52V53H154ZM158 52V53H159ZM239 52V51H238ZM250 52V51H249ZM248 52V53H249ZM258 52H259V49H258ZM164 53V52H163ZM245 53V51H244ZM247 53V54H248ZM253 53V52H252ZM93 54V53H92ZM91 54V55H92ZM140 54V53H139ZM144 54V53H143ZM162 54V53H160ZM159 54V55H160ZM167 55V53H165ZM251 54V52L249 53ZM255 54V53H253ZM135 55L137 56V53H135ZM164 55V54H163ZM257 55H259L257 53ZM87 56V55H86ZM95 56V55H94ZM168 56V55H167ZM10 57V56H9ZM244 57H247L246 54ZM258 56L255 55V59L257 58ZM260 57V56H259ZM156 58V56H155ZM154 58V59H155ZM85 59V58H84ZM110 59V58H109ZM108 59V60H109ZM152 59L151 61H149V63L152 64V62H154L155 60ZM159 59V58H158ZM248 59V57L246 58ZM119 60V59H118ZM245 60V59H244ZM127 61V60H126ZM148 61V60H147ZM248 61V60H247ZM246 61V62H247ZM259 62V60H256V62ZM1 62V61H0ZM90 62V60H89ZM88 62V64H90ZM108 62V61H107ZM244 62V61H243ZM254 61H252L253 63ZM149 63H147L146 65H149ZM87 64V66H88ZM255 64V63H254ZM86 65V64H85ZM93 65V64H92ZM97 65V64H96ZM100 65V64H99ZM258 65V64H257ZM104 66V65H102ZM110 66V65H109ZM126 66V65H125ZM253 66V65H252ZM99 67V66H98ZM97 67V70L99 69ZM260 67V66H259ZM72 68V67H71ZM102 68V67H101ZM110 68V67H109ZM243 68V67H242ZM251 68V67H250ZM262 68V67H261ZM96 69V68H95ZM105 71L104 72H107L105 68H103ZM256 70V67L254 68ZM143 71V70H142ZM238 71V70H237ZM251 70H247L246 71V74L247 72H249ZM257 71V70H256ZM261 71V70H260ZM112 72V71H111ZM144 72L147 73V71H143V73L141 72V74L143 75ZM90 73V72H89ZM102 73V72H101ZM94 74H97L96 71L94 72ZM264 74V73H263ZM147 75V74H145ZM143 75V76H145ZM96 76H99L96 75ZM110 76V75H109ZM148 76V75H147ZM93 77V76H92ZM104 77V75H103ZM145 78V77H144ZM13 79V78H12ZM79 80V78H77ZM93 79V78H92ZM102 79V78H101ZM2 80V79H1ZM14 80V79H13ZM110 80V79H109ZM113 80V79H112ZM111 80V81H112ZM254 79H250V78H244L242 81L243 83H245V87L246 88H250L251 86V83ZM12 81V80H11ZM80 81V80H79ZM150 81H148V83L144 80V85L147 83L148 85H150ZM109 82V81H108ZM124 82V81H123ZM127 82V81H126ZM146 82V83H145ZM82 83V82H81ZM89 84V83H87ZM3 85V84H2ZM125 85V84H124ZM138 85V84H137ZM89 86V85H88ZM140 86V85H139ZM92 87V86H91ZM204 87V86H203ZM76 88V87H75ZM141 88V87H140ZM194 88V87H193ZM198 88V87H197ZM216 88V87H215ZM215 88H213V91L215 90ZM136 89V88H135ZM209 89V88H208ZM207 89V90H208ZM78 90V89H77ZM83 90V89H82ZM130 90V89H129ZM142 90V89H141ZM119 91V90H118ZM192 91V90H191ZM195 91V90H194ZM209 91L211 92L212 89ZM208 92V94L210 95V93ZM215 91V92H216ZM203 92V91H202ZM206 92V93H207ZM215 92H212L214 96L217 95V92L216 94H214ZM72 93V92H71ZM79 93V92H77ZM85 93V92H84ZM63 94V93H62ZM128 94V93H127ZM141 94V93H140ZM196 94V93H195ZM97 95V94H96ZM210 95V96H212ZM233 95H236L235 93ZM73 96V95H72ZM148 96V98H147ZM206 97V94L204 95ZM202 96V97H204ZM210 96H207V98L204 97V99H209ZM76 97V96H75ZM192 97V96H191ZM209 97V98H208ZM213 97V96H212ZM235 97V96H234ZM78 98V97H77ZM76 98V99H77ZM110 98V97H109ZM80 99V98H79ZM133 99V98H132ZM192 99V98H191ZM211 101H212V98H210ZM209 99V100H210ZM201 100V99H199ZM205 100V101H206ZM214 100V99H213ZM230 100V99H229ZM228 100V101H229ZM75 101V100H74ZM83 100H81L82 102ZM131 101V100H130ZM202 101L204 102V100L202 99ZM220 101V102H219ZM190 102V101H189ZM201 102V101H200ZM207 102V101H206ZM214 102V101H213ZM240 102V101H239ZM79 103V102H78ZM77 102L75 104H78ZM86 103V102H85ZM191 103H192V100H191ZM209 103V106L210 104L212 105V102H207ZM206 103V104H207ZM225 103H228L227 101H225ZM230 103H231V100H230ZM229 103V104H230ZM244 103V102H243ZM80 104V103H79ZM144 104V103H143ZM200 104V103H198ZM202 104V102H201ZM205 104V105H206ZM215 104V102H214ZM212 105L213 107H217L218 105ZM228 104V105H229ZM45 105V103H44ZM43 105V106H44ZM105 105V104H104ZM204 104H202L203 106ZM227 105V106H228ZM51 106V105H49ZM57 106V105H56ZM142 106V105H141ZM145 106V105H143ZM208 107V104L206 105ZM211 106V108H212ZM231 106V104H230ZM60 107V106H59ZM63 107V106H61ZM60 107V108H61ZM205 108V106H203ZM202 107V109H203ZM223 107H226L225 105ZM229 107V106H228ZM232 107V106H231ZM59 108V109H60ZM146 108V106H145ZM187 108V107H186ZM193 108V107H192ZM210 108V107H208ZM236 108L238 107H235V110ZM72 109V108H71ZM185 109V108H184ZM191 109V108H190ZM207 109V108H206ZM109 110V108H108ZM146 110V109H145ZM186 110V109H185ZM214 110V109H213ZM217 110V109H215ZM226 110V108H225ZM224 110V112H225ZM228 110V109H227ZM226 110V111H227ZM232 110H234L232 108ZM231 110V113L233 112ZM234 110V111H235ZM238 110V109H237ZM51 111V110H50ZM148 111V110H147ZM146 111V112H147ZM161 111V108L159 110V113ZM189 111V110H188ZM187 111V112H188ZM202 111V110H201ZM210 112V110H205V112ZM217 111V112H219ZM239 111V110H238ZM109 112V111H108ZM135 112V111H134ZM166 112V111H165ZM184 112V111H182ZM214 112V111H213ZM217 112H214V113H217ZM221 112V111H220ZM236 112V111H235ZM233 112L234 114L236 115H240L238 116L237 118V122L238 120H240L239 118H241V116L243 117L239 122L238 124L247 116V114H244L246 116L241 115V112H238L235 113ZM40 113V112H39ZM48 113V112H47ZM57 113V112H56ZM55 113V114H56ZM96 113V112H95ZM158 113V112H157ZM164 113V112H163ZM162 113V114H163ZM179 113V111H178ZM213 113V114H214ZM223 113V112H222ZM227 112H225L223 114V116L226 114ZM78 114V113H77ZM151 114V112H150ZM173 114H175L173 112ZM182 114V113H181ZM203 114V113H202ZM220 114V113H219ZM230 114V113H229ZM229 114L227 116H229ZM49 115V114H48ZM57 115V114H56ZM72 115V114H71ZM87 115V114H86ZM145 115V114H144ZM160 115V114H159ZM177 115V113H176ZM175 115V116H176ZM196 115V114H195ZM212 114H210L211 116ZM215 115V114H214ZM41 116V115H40ZM50 116V115H49ZM204 116H206V114H204ZM45 117V116H44ZM54 117V116H53ZM98 117V116H97ZM154 117V116H152ZM151 117V118H152ZM157 117V116H156ZM166 117V116H165ZM182 117V116H181ZM209 117V116H208ZM206 117V118H208ZM212 117V116H211ZM210 117V118H211ZM215 117V116H214ZM214 117H212L211 119L217 120L218 122V118L215 119ZM230 117V116H229ZM233 117V115L231 116ZM249 117V115L247 116ZM51 118V117H50ZM155 118V117H154ZM177 118V117H176ZM203 118V117H202ZM41 119V118H40ZM54 119V118H53ZM56 119V118H55ZM225 119V118H224ZM230 119V118H229ZM228 117L225 119V121L220 120L221 122V125H225L224 123L229 120ZM248 118H246V121H247ZM251 119V118H250ZM18 120V119H17ZM49 120V119H48ZM249 120V119H248ZM192 121V120H191ZM230 121V120H229ZM249 121H253L252 120H249ZM260 121L261 123H258V125L256 126L254 122V126L252 127L253 130H251V127L250 125L252 126V124L249 125L250 122H248V125L246 127V123L244 124L243 126V129H245L244 127L246 128H250L249 131H247V129H245L247 132H245L247 135L246 137H244L245 133L243 134V137L244 139H242L243 137H239L241 139L238 138V140H243L244 142L240 141L241 144H238L236 143V145H233L232 143H235V139L238 137L237 135V132H236V136L237 137H234V140L233 142H231L232 140H230V144L228 143V145L226 146V148H228V150H226L224 153L227 154V151L229 152L228 155H224V157L222 159H218L217 162H215L213 165L214 167H210V170H207L208 171H205L203 170L204 172H201V170L199 171L198 175L200 174L201 172V175L200 176V186L198 188V193L200 191L201 188L205 187V189L207 188L206 186H208V184H213V186H217L218 189H223L222 191L219 192L217 198H215L216 200H214V202L212 201L210 203V206L212 204L213 208H215L217 211H219L215 216H206V217H200L201 220H198L197 223H196V227L192 230L193 231V240L190 241L189 239H187L185 237V231L183 229V217H182V208L183 206L185 205L186 203V200L185 199V195H184V192L187 190H185L186 188V184L184 181H188L187 180H184L186 179V176L183 180L180 181V184L177 183L178 179H177V174L178 173H175L176 174V178L172 176V174L170 175L169 172L172 171L170 170V167L172 169V162L170 160V164L169 165V161L167 160L166 163H164V159H161L163 156H165V152H166V144L164 145L163 143L159 142V139L157 137L158 140H152V141H149L148 143H142V140L141 142H137V138L135 139V137H133V134L131 135H124V136H127L126 138H122V142L120 141L119 137H118V140L116 138V141H120L119 142H114L116 143L114 145V148L113 147H109L111 149H113V152H111V150H108L109 152H111V161H113V163L111 164L112 168H111V172L114 173V179H112V177L108 176L107 174H110V173H105L103 174V169L101 166V169H102V177L100 175L101 178H104V177H108V179H112L114 181L111 182L110 180V184H111V187H110V184L108 183H105L108 186V192L107 191H104L102 190V192H99L100 194L98 195L99 197L97 198L98 199V204L95 203L94 205H98L100 206V208L104 207L103 209L107 208V210L105 209V212H109V215L108 213L106 214V217H102V220L107 217H109L108 219L106 220H109V222H107L105 224V220L104 222L102 220H100L101 218L98 217L100 220L101 223H104V224H99L101 226L99 227H107L108 224L109 226L107 227L108 229L105 231L106 234H108V239L110 240H107L108 241V252L104 253V255H100V254H97L98 257L96 258L98 262L104 260L103 257L105 258V261L104 263L105 264H192L194 261V264H264V238L262 237L261 239L259 238V240L261 242L260 245H258L257 243V238L259 237V234L260 232L263 233V227H264V197H262V199H256L255 196H257L256 194L253 195V193L256 191L254 189V192L252 193L251 192V195L249 196H246V194L244 195V193L242 192L244 190V187L248 184H251V185H254L255 183H263L264 182V114L261 113L260 115ZM84 122V121H83ZM106 122V120H105ZM213 122V123H215ZM217 122H216V125H217ZM237 122H234V126H236ZM244 122V121H243ZM17 123V122H16ZM15 123V124H16ZM55 123V121H54ZM57 123V122H56ZM78 123V122H77ZM125 123V122H124ZM149 123V122H148ZM219 123V122H218ZM236 123V124H235ZM188 124V123H187ZM237 124V125H238ZM110 125V124H109ZM123 125V124H122ZM220 124L217 125L218 126H221ZM233 125V124H232ZM243 125V123H242ZM58 126V125H56ZM77 126V125H75ZM73 125V127H75ZM79 126V125H78ZM125 125H123L124 127ZM239 126V125H238ZM256 126V127H255ZM3 129H1V126H0V132L1 133H4V130L6 129V127L4 125H2ZM5 127V128H4ZM83 127V126H82ZM114 127V126H113ZM131 127V126H130ZM226 127V126H225ZM232 127V126H231ZM242 127V126H241ZM69 128H71L69 126ZM77 128V127H76ZM87 128V127H86ZM187 128V127H186ZM224 128V127H223ZM222 128V129H223ZM234 128V127H233ZM240 128V127H238ZM237 128V129H238ZM68 129V128H67ZM73 129V128H72ZM81 129V128H80ZM152 129V128H151ZM219 129V128H218ZM236 129V128H234ZM236 129V130H237ZM3 130V132H2ZM59 130V129H58ZM69 130V129H68ZM67 130V131H68ZM79 130V129H78ZM125 130V129H124ZM240 130V129H239ZM242 130V129H241ZM240 130V131H241ZM255 130V132H254ZM6 131V130H5ZM32 131V130H31ZM53 131V130H52ZM183 131V130H182ZM185 131V130H184ZM204 131V130H203ZM238 131V130H237ZM239 131V132H240ZM251 131V132H250ZM57 132V131H56ZM62 132V131H61ZM60 132V133H61ZM106 132V131H105ZM136 132V131H135ZM139 132V131H138ZM205 132V131H204ZM203 132V133H204ZM212 133V131H210ZM217 132V131H216ZM215 132V133H216ZM243 132V130H242ZM75 133V132H74ZM77 133V132H76ZM81 133V132H80ZM97 133V132H96ZM128 133V132H127ZM133 133V132H132ZM185 133V132H184ZM184 133H182L184 135ZM207 133V132H205ZM5 134V133H4ZM67 134V133H66ZM83 134V132H82ZM99 134V133H98ZM152 134V133H151ZM158 134V133H157ZM181 134V135H182ZM209 134V133H208ZM29 135V133H28ZM73 135V134H72ZM123 135V134H122ZM213 135V134H212ZM211 135V136H212ZM27 136V135H26ZM55 136V135H54ZM79 136V135H77ZM91 136V135H90ZM103 136V135H102ZM130 136V137H129ZM132 136V137H131ZM134 136L135 133H134ZM180 136V134H179ZM29 137V136H28ZM48 137V136H47ZM73 137V136H72ZM76 137V136H74ZM73 137V138H74ZM80 137V136H79ZM78 137V138H79ZM105 137V136H104ZM115 137V136H114ZM113 137V139H114ZM122 137V136H121ZM181 137V136H180ZM200 137V136H199ZM204 137V136H203ZM230 137V136H229ZM228 137V138H229ZM17 138V136H16ZM65 138V136H64ZM73 138H69L66 140H72ZM110 138V137H109ZM141 138V137H140ZM196 138V137H195ZM5 139V137H4ZM21 139V138H20ZM210 139V138H209ZM32 140H34L32 138ZM83 140V139H82ZM100 140V139H99ZM111 140V138H110ZM115 140V139H114ZM149 140V139H148ZM151 140V139H150ZM161 140V139H160ZM168 140V139H167ZM176 140V139H175ZM174 140V141H175ZM195 140V139H194ZM199 140V139H198ZM208 140V139H207ZM75 141V140H73ZM73 141H71L73 143ZM77 141V140H76ZM178 141V140H177ZM191 141V140H190ZM202 141V140H201ZM205 141V140H204ZM5 141H3L4 143ZM7 142V141H6ZM59 142V140H58ZM62 142V141H61ZM65 144H66V141H64ZM68 142V141H67ZM71 142L69 141L68 143L71 144ZM162 142H164L162 140ZM227 142V141H226ZM229 142V141H228ZM29 143V142H28ZM27 143V144H28ZM60 143V142H59ZM63 143V142H62ZM67 143V145H69ZM107 143V142H106ZM113 143V144H114ZM170 143V142H169ZM198 143V142H197ZM196 143V144H197ZM33 144V143H31ZM58 144V143H57ZM102 144V143H101ZM112 144V143H111ZM110 144V145H111ZM176 144V143H175ZM191 144V143H190ZM189 144V145H190ZM198 144H201V143H198ZM219 144V143H218ZM77 145V144H76ZM75 145V146H76ZM184 145V144H183ZM204 145V144H203ZM210 145V144H209ZM226 145V143H225ZM25 146V145H24ZM54 146V145H53ZM74 146V145H72ZM79 146V145H78ZM113 146V145H112ZM172 146V145H171ZM194 146V145H193ZM192 146V147H193ZM196 146V145H195ZM215 146V144H214ZM212 146V148L214 147ZM63 147V145H62ZM85 147V145H84ZM168 147V145H167ZM200 147V146H199ZM198 147V148H199ZM204 147V146H203ZM222 147V146H221ZM220 147V148H221ZM224 148L223 149H226L225 146H223ZM5 148V147H4ZM35 148V147H33ZM67 148V147H66ZM68 148H70V146H68ZM67 148V149H68ZM76 148V147H75ZM102 148V147H101ZM211 148V147H210ZM219 148V146H218ZM3 149V148H2ZM1 149V150H2ZM25 150L28 149V148H24ZM74 149V147H73ZM106 149V148H105ZM190 149V148H189ZM201 149V148H200ZM207 149V148H206ZM23 150V149H22ZM77 150V148H76ZM75 150V152H76ZM221 150V149H220ZM4 151V149H3ZM3 151H0L3 153ZM16 151V150H15ZM69 151V149H68ZM101 151V150H100ZM104 151V150H103ZM213 151V150H211ZM29 151L27 150L26 153H28ZM73 152V151H72ZM93 152V151H92ZM170 152V151H168ZM166 152V153H168ZM218 152V151H216ZM15 153V152H14ZM17 153V151H16ZM45 153V152H44ZM74 153V152H73ZM89 153V152H88ZM95 153V152H94ZM106 153V152H105ZM40 154V153H39ZM70 154V152H69ZM108 154V153H107ZM219 154V153H218ZM216 154V155H218ZM77 155V154H75ZM109 155V156H110ZM197 155V154H196ZM3 156V154H2ZM104 156V154H103ZM106 156V155H105ZM108 156V157H109ZM182 156V155H181ZM4 157V156H3ZM114 157V158H113ZM180 157V155H179ZM183 157V156H182ZM221 157V156H220ZM24 158V157H22ZM76 158V157H75ZM75 158H71V159H75ZM113 158V159H112ZM173 158V157H172ZM210 158V157H209ZM211 158H214V155L213 157ZM217 158V157H216ZM95 159V157L93 158ZM174 159V158H173ZM193 159H194V156H193ZM22 160V159H21ZM20 160V161H21ZM26 160V159H24ZM23 160V161H24ZM102 160V159H101ZM107 160V159H106ZM179 160V159H178ZM93 161V160H92ZM110 161V159H109ZM177 161V159H176ZM186 161V160H185ZM210 161H213L212 159H210ZM6 162L4 159H0V212L4 214V218L2 219L1 215H0V264H66L67 260L65 259V252H66V247H65V244L67 243L66 239L67 236H66V226H65V222H66V205L62 202V200H58L57 199V196L56 194L54 193V190H55V187L53 186V184L51 183L52 180H50V178L48 177L47 173L41 169L39 170V168H35L34 166L31 165V167L29 165H22L18 166V170H13L10 171L12 174H11V177L9 179L6 178L5 176V170L7 169V167L9 166L8 163L6 165ZM22 162V161H21ZM25 162V161H24ZM23 162V164H24ZM179 162V161H178ZM184 162V161H183ZM94 163V161H93ZM92 163V164H93ZM109 163V162H108ZM179 163H182V162H179ZM185 163V162H184ZM205 163V162H204ZM29 164V163H28ZM49 164V163H47ZM164 164V165H163ZM178 164V163H177ZM203 164V163H202ZM201 164V165H202ZM207 164V163H206ZM50 165V164H49ZM183 165V164H181ZM209 165V164H208ZM212 165V164H211ZM212 165V166H213ZM224 165V166H223ZM15 166V165H14ZM79 166V165H78ZM167 166L169 167V170L166 169ZM180 166V165H179ZM200 166V165H199ZM218 166L222 167L223 166V169L224 171L221 172L220 174H217L218 173V170H214V168L216 167V169L218 168ZM48 167V165H47ZM85 167V166H84ZM162 167H166L165 170H167V174L164 172V174L167 175V178L165 176H162L161 179H163V181L159 182L160 180V171H161V168ZM178 167V166H176ZM51 169L53 167H50ZM180 168V167H178ZM204 168V167H203ZM47 169V168H46ZM99 169V170H101ZM113 169V170H112ZM175 169V168H174ZM177 169V168H176ZM199 168L197 167V170ZM212 169V170H211ZM249 169H252L250 170V173H249ZM164 170V169H163ZM164 170V171H165ZM179 170V169H178ZM196 170V169H195ZM95 171V170H94ZM97 171V170H96ZM190 171V170H189ZM253 171V172H252ZM256 171V172H254ZM260 171H262V173H260ZM91 172V171H90ZM99 171V173H101ZM180 173V172H179ZM190 173V172H189ZM193 173V171H192ZM207 173L211 174L208 175ZM253 173H255L254 175H252ZM9 174V173H8ZM50 174V172H49ZM210 176V177H208ZM89 175V174H88ZM174 175V174H173ZM218 175V176H217ZM10 176V175H9ZM181 176V174H180ZM184 176V175H183ZM182 176V177H183ZM230 176L232 177V179H228L230 178ZM55 177V175H54ZM53 177V178H54ZM99 177V179H100ZM189 177V176H188ZM193 177V175H192ZM191 177V178H192ZM208 177V178H207ZM93 178V177H92ZM179 178V177H178ZM55 179V178H54ZM107 178L106 180L109 181ZM181 179V177H180ZM56 180V179H55ZM105 180V178H104ZM101 180H99L98 182L100 183ZM88 182V180H87ZM95 182V181H93ZM102 183H104L103 181H101ZM192 183V182H191ZM194 183V182H193ZM193 183L191 185H193ZM202 183V184H201ZM103 184V185H105ZM189 184V183H188ZM187 184V185H188ZM101 185V184H100ZM100 185L98 184V186L100 187ZM101 185V186H103ZM181 185V186H180ZM257 185V184H256ZM88 186V185H87ZM211 186V185H209ZM250 186V185H249ZM247 186V188L249 187ZM259 186H262V185H259ZM105 187L107 188V186L105 185ZM104 187V188H105ZM189 186H187L188 188ZM85 188V187H83ZM95 188V187H94ZM103 187H101L102 189ZM192 188V186H191ZM250 188V187H249ZM248 188V189H249ZM100 189V190H101ZM208 189V188H207ZM216 189V188H215ZM217 189V190H218ZM259 189V188H258ZM99 191V188L97 189ZM185 190V191H184ZM246 190V189H245ZM244 190V191H245ZM63 191V190H62ZM84 191V190H83ZM97 191V192H98ZM86 192V191H85ZM216 192V191H215ZM249 192V191H247ZM246 192V193H247ZM257 193H260L259 191H256ZM189 192H187L188 194ZM211 193H213L211 191ZM210 193V194H211ZM243 193V194H242ZM93 194V193H92ZM98 194V193H97ZM105 194L106 195H110L111 196V199H109L110 201L108 202V200L106 201L105 199ZM193 194V192H192ZM191 194V195H192ZM216 194V193H215ZM248 194V193H247ZM250 194V193H249ZM261 194V193H260ZM204 195V194H203ZM214 195V194H213ZM94 196H97V195H94ZM184 196V197H183ZM211 196V195H210ZM262 196V195H261ZM200 197V194L197 196V198L199 199ZM187 198V197H186ZM201 199V198H200ZM97 201V200H96ZM108 203H106V202ZM204 201V200H203ZM192 204L189 208V210H187V212L189 211L190 214H192L194 210V206L197 204V200H193L191 201ZM77 203V202H76ZM107 204L109 206L105 207L104 204ZM207 203V202H206ZM80 204V203H79ZM88 205V204H87ZM81 206V205H80ZM98 206L96 208V211H98ZM209 206V205H208ZM210 206H209V209H210ZM199 207V206H198ZM205 207V206H204ZM93 208V207H92ZM102 208L99 209V211L101 210L100 214L103 216V212H102ZM109 208V210H108ZM193 208V210H192ZM208 209V207L206 208ZM208 209V210H209ZM214 209V210H215ZM198 211V210H197ZM211 211V210H210ZM186 212V213H187ZM213 212V211H212ZM211 212V213H212ZM185 213V211H184ZM200 213V212H198ZM209 213V212H208ZM99 214V212L97 213ZM195 214V211L194 213ZM108 215V216H107ZM187 216V215H186ZM190 215L188 214V217ZM76 217V216H75ZM187 217V218H188ZM195 216L191 215V218L193 220ZM137 220H135V219ZM198 219V218H197ZM97 220V221H98ZM188 220L190 221V219L188 218ZM194 220L196 221V218H194ZM136 221V222H134ZM203 221H208L207 223L205 224H202ZM216 221V222H215ZM99 222V221H98ZM97 222V223H98ZM91 223V222H90ZM136 223V224H135ZM191 224V221L188 222ZM204 223V222H203ZM189 224V225H190ZM104 225V226H103ZM106 225V226H105ZM200 229H198L200 226ZM98 226V224H97ZM97 227V228H99ZM198 227V228H197ZM205 231V232H208L209 234H211L210 237H213L214 239V244L211 245L209 244L210 242H208L207 239H205V237L202 236V234L200 233L201 231ZM99 232V231H98ZM101 232V231H100ZM103 234V233H102ZM101 234V235H102ZM100 235V234H99ZM206 235V234H205ZM100 237V236H99ZM106 237V235H103L101 237V240L102 238L104 239ZM98 239V238H97ZM107 239V237H106ZM100 240V239H99ZM105 240V239H104ZM101 242V241H99ZM106 242V241H105ZM242 242V243H241ZM104 243V241H103ZM222 243L224 244H227L225 246L224 249H229L231 248L233 251H241L242 254L240 256H238L237 254L235 253H232V255L230 257H224L221 258L218 256L217 254V250L218 248L222 245ZM99 244V243H98ZM242 244V245H241ZM103 245V244H102ZM107 245V244H106ZM223 247V246H222ZM101 250H102V247H100ZM221 248V247H220ZM100 250V249H99ZM232 251V252H233ZM102 253V251H100ZM103 254V253H102ZM70 261V260H69ZM76 263L78 262V260L76 259L75 260ZM70 263V262H69ZM75 263V264H76ZM103 264V262H100V264Z\"/></svg>", "mask_w": 264, "mask_h": 264}]
</instances>
